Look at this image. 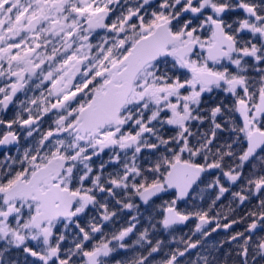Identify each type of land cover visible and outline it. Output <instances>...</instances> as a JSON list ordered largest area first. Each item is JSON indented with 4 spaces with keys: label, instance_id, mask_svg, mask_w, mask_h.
Wrapping results in <instances>:
<instances>
[{
    "label": "snow or ice",
    "instance_id": "snow-or-ice-1",
    "mask_svg": "<svg viewBox=\"0 0 264 264\" xmlns=\"http://www.w3.org/2000/svg\"><path fill=\"white\" fill-rule=\"evenodd\" d=\"M221 230L264 264V0H0V264H184Z\"/></svg>",
    "mask_w": 264,
    "mask_h": 264
},
{
    "label": "flooded vegetation",
    "instance_id": "flooded-vegetation-1",
    "mask_svg": "<svg viewBox=\"0 0 264 264\" xmlns=\"http://www.w3.org/2000/svg\"><path fill=\"white\" fill-rule=\"evenodd\" d=\"M32 93H30L31 95ZM38 94V93H37ZM210 201L209 200H206L204 202H202L200 204L201 207H207V204L209 203ZM228 202L225 201V204H227ZM242 214V210L241 209H238L237 210V215H240ZM194 225H195V221H189L188 225L186 226H181L180 228V231L178 232V235L179 234H185V235H190V230L194 228ZM120 226V222H118L116 224V227H119ZM234 230H242V226H236L235 229L233 230H229V231H234ZM226 236H227V233L224 232L223 230L221 231H218V232H215L212 234V236H210L205 242H204V245L203 247L201 248H198V249H194L192 250L191 254L187 257V259L184 261V264H191V262L193 261H196L197 259V255L198 254H201V255H204V254H207V251L208 250H212V255L215 256V258L219 257V258H222V259H228L229 260V264H238V262L236 261V258H235V254L233 253V256L231 258H228L226 257V253L228 251H230V246L228 244H224V247L222 249H218V250H214L211 248V246L213 244H216V245H219V243L223 240L226 239ZM199 237V234H197V236L193 237V239H196Z\"/></svg>",
    "mask_w": 264,
    "mask_h": 264
},
{
    "label": "trees",
    "instance_id": "trees-1",
    "mask_svg": "<svg viewBox=\"0 0 264 264\" xmlns=\"http://www.w3.org/2000/svg\"><path fill=\"white\" fill-rule=\"evenodd\" d=\"M211 259V257H210ZM216 264H224V259L217 257L216 258Z\"/></svg>",
    "mask_w": 264,
    "mask_h": 264
}]
</instances>
